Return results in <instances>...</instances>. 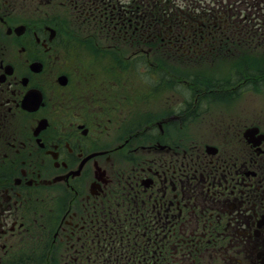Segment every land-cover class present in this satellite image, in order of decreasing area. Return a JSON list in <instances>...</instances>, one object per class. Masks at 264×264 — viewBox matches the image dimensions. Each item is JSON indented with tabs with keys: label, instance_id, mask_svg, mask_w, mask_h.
<instances>
[{
	"label": "flooded vegetation",
	"instance_id": "1",
	"mask_svg": "<svg viewBox=\"0 0 264 264\" xmlns=\"http://www.w3.org/2000/svg\"><path fill=\"white\" fill-rule=\"evenodd\" d=\"M112 33L142 40V2L0 0V264H264V107L239 112L222 86L193 91L203 77L157 76L150 108L136 106L151 117L115 122L125 109L81 91L70 39ZM33 89L42 103L29 112ZM212 102L233 117L218 108L208 129Z\"/></svg>",
	"mask_w": 264,
	"mask_h": 264
},
{
	"label": "rangeland",
	"instance_id": "2",
	"mask_svg": "<svg viewBox=\"0 0 264 264\" xmlns=\"http://www.w3.org/2000/svg\"><path fill=\"white\" fill-rule=\"evenodd\" d=\"M222 1V0H221ZM227 2V0H224ZM232 2H235L237 0H231ZM264 1V0H262ZM224 4V2L222 3ZM239 5V3H237ZM188 6V4H187ZM240 8H245L244 5H239ZM259 6V9H256L254 11V8H253V12H257L261 15H263L264 13V10L260 9V5ZM215 7V6H214ZM188 12L192 13L191 15H198L199 12V7H197V10L194 11V9H190V7H188ZM263 8V7H262ZM215 9V8H214ZM261 23L264 22V19L260 20ZM259 22V23H260ZM89 37L88 40L89 42H85V40L83 39L84 37ZM78 37V40H77V43H94V44H99L101 45L102 43H104L105 41L101 38V37H98V36H92V35H80V36H77ZM79 49H82V47H79ZM149 49V48H148ZM144 50L145 52H149V50ZM83 54V57L84 58H87V57H90V54L89 53H82ZM158 58V55L155 53L154 55H150L149 57V60L147 62V65L149 66L150 64L152 65L153 64V61L154 63H162L160 61V59H157ZM120 58H118L119 60ZM209 61H204L202 63H200L198 66H195V67H191L190 68V73L191 75H205V76H211V77H216L219 72L222 70H219V68L217 67L219 65V67H222V61L219 59H213V58H210L208 59ZM92 62V59H90L88 61L87 64L91 63ZM165 63V68L163 69V73H157L154 75V73H152L150 75L149 73V70L150 68L147 66V65H144L142 64V71H143V75L145 77V84L147 86V88H144L143 89V93L141 94H138V96L136 95L135 98H131L132 100H136L137 98L140 100L142 99L143 101V105L144 106L145 104H149L151 103V97L149 98V100L146 101V94L148 93H151L152 90H153V86H154V83H153V80H154V77H157V76H176V77H181L182 74L184 73V71H182L183 73L181 74H171V72H169L168 68L170 67L169 66V63H166L165 61H163ZM150 63V64H149ZM85 64V63H84ZM83 63H80V62H76L74 63V68H79L80 72L82 73L81 76H84L86 77V75H89V76H93L90 74V72L87 73V69L89 68V65L85 66ZM155 65V64H154ZM169 66V67H168ZM252 67H255V66H252ZM260 67L264 68V64H262V66L260 65ZM262 68H256V69H262ZM171 69V68H170ZM247 68H245L244 70H239V75H245L247 76V79L249 77H252L250 81H248V83H244L242 84L241 86L237 87L235 90H232V89H229V88H223V90L225 91H235V92H238V102L236 104H233V107H236V106H239L238 110L239 112H242L243 109L244 110H247V109H250V108H258V107H263L264 106V80H261V77L264 78V72L263 71H256L254 73V75H251V74H248V71H246ZM137 70H139V68L137 69L136 67H128L126 69H108L107 68V64L105 61H100V67H99V76L95 79H85L86 82H91L90 83V89L88 90V92H92L93 94H100L103 98H105L103 92H107V93H111L112 91L111 90H108L106 89V84H103V83H100L99 81H105V82H109L108 76H115V75H127L125 79H123V85H122V88H123V91H124V95L121 99V101H123L125 107L127 106L126 111L124 110L123 114L119 113V114H116V115H113V119L116 121L120 120L121 122H124V123H127V124H137V123H143V122H146L147 118H150L151 116L146 114L143 110H138L137 108H135L132 104H131V100H129V95H128V90L131 86L133 85H137L136 82H137ZM145 72V74H144ZM258 76H261V77H257ZM103 77V78H102ZM213 81L212 79H207L206 81L200 83L198 85V83L196 81H190L191 84H192V89L195 90V91H198L200 89V87H205L206 90H211V88H214L213 86ZM213 90V89H212ZM135 92V91H134ZM241 93V94H240ZM107 100V101H106ZM108 100H113L114 101V104L112 105V107H118V103L119 101H116L114 100L113 98H107V99H103V100H100L101 102H104L106 101V105L108 108L111 107V104L108 103ZM149 102V103H148ZM221 105L222 107H226V108H229L230 110V113L232 114V111L230 108H232V106H228L227 104L225 103H215V102H212V103H208V114L205 116L206 118L204 119V122L206 123L207 125V128L208 129H211L212 128V119L215 117V113L216 111H218V108H219V114L220 115H223V116H226V117H233V116H229V114H226L219 106ZM129 108H132V109H129ZM132 110V111H131ZM204 122L201 121L199 123V126H203L204 125ZM211 124V125H210ZM132 130H135V127L131 125V128ZM192 130H194L195 132H200V129H198V126L195 125L192 127ZM170 131V130H169ZM170 133L174 136V137H177L179 136L178 135V132L176 131H170ZM199 136V134L197 135Z\"/></svg>",
	"mask_w": 264,
	"mask_h": 264
},
{
	"label": "trees",
	"instance_id": "3",
	"mask_svg": "<svg viewBox=\"0 0 264 264\" xmlns=\"http://www.w3.org/2000/svg\"><path fill=\"white\" fill-rule=\"evenodd\" d=\"M262 75H264V74H262ZM257 77H261V76H258V75H257ZM262 80H264V78H262Z\"/></svg>",
	"mask_w": 264,
	"mask_h": 264
}]
</instances>
